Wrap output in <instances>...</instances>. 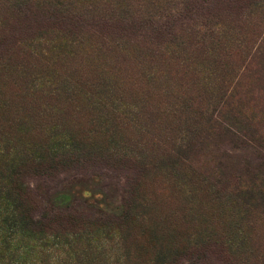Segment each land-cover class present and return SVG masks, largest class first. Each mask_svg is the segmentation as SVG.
I'll return each instance as SVG.
<instances>
[{"label": "rangeland", "instance_id": "374dc122", "mask_svg": "<svg viewBox=\"0 0 264 264\" xmlns=\"http://www.w3.org/2000/svg\"><path fill=\"white\" fill-rule=\"evenodd\" d=\"M120 1L134 38L21 21L7 7L47 0H0L1 146L73 139L88 158L27 173L30 200L47 212L78 186L120 208L134 172L94 159L121 152L139 171L131 216L119 240L89 228L101 246L125 264H264V0Z\"/></svg>", "mask_w": 264, "mask_h": 264}, {"label": "trees", "instance_id": "16d2710c", "mask_svg": "<svg viewBox=\"0 0 264 264\" xmlns=\"http://www.w3.org/2000/svg\"><path fill=\"white\" fill-rule=\"evenodd\" d=\"M80 1L47 0V9L33 11L30 5L14 3L7 9L16 18L22 17L21 21L36 23L44 18L67 33L90 27L99 37L113 35V39H130L136 37L138 27L141 28L137 22L139 13L136 16L127 6H122L120 0H91L90 9L81 12ZM73 141L65 139L38 150H18L14 145L5 150L0 141V264H125L126 255L121 248L120 253L115 254V247L101 246L107 237L94 238L95 233L89 228L112 230V235L119 240L115 233L119 234V229L129 222L139 171L127 156H118L121 152H114V158L95 155L97 158L94 159L105 165L109 159L113 166L134 172L128 197L121 202L120 208L112 206L111 200L94 201L90 194L83 196L81 190L74 191L78 186L47 194V212L39 213L28 196L22 181L27 173L42 170L47 177H52L57 168L71 166L77 158L88 159L82 155V149L77 153L80 147ZM57 195L66 196V201L56 203ZM75 200L82 202L83 207H72ZM55 239L64 246H59ZM79 243L83 246H76Z\"/></svg>", "mask_w": 264, "mask_h": 264}]
</instances>
